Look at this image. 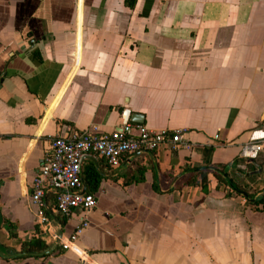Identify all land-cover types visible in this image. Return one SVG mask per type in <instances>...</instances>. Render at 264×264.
Returning a JSON list of instances; mask_svg holds the SVG:
<instances>
[{
    "label": "crops",
    "instance_id": "0c3cea01",
    "mask_svg": "<svg viewBox=\"0 0 264 264\" xmlns=\"http://www.w3.org/2000/svg\"><path fill=\"white\" fill-rule=\"evenodd\" d=\"M127 112L188 145L117 168L84 156L96 206L63 250L52 241L79 210L62 218L47 188L45 232L30 198L50 138L117 132ZM250 140L264 145V0H0V244L40 253L0 264H264V153L242 158ZM216 165L253 196L227 182L225 195L211 174L206 188L186 183Z\"/></svg>",
    "mask_w": 264,
    "mask_h": 264
},
{
    "label": "built area",
    "instance_id": "2783aa9c",
    "mask_svg": "<svg viewBox=\"0 0 264 264\" xmlns=\"http://www.w3.org/2000/svg\"><path fill=\"white\" fill-rule=\"evenodd\" d=\"M66 136L50 138V154L45 157L31 184V202L37 206V221L42 231L48 232L50 221L43 211V197L47 188L55 190V209L68 217L79 210V221L67 238H59L63 250L71 249L79 235L89 226L88 214L96 206V199L90 192L81 193L83 180L80 164L84 156L93 154L102 158L107 165L117 168L128 155L139 152L158 151L164 147L177 149L187 146L180 130H151L130 120L129 113H123L120 130L104 133L92 125L82 131L68 129ZM264 153V145L250 140L241 148L242 158H254ZM87 255L83 254L82 261Z\"/></svg>",
    "mask_w": 264,
    "mask_h": 264
},
{
    "label": "trees",
    "instance_id": "16d2710c",
    "mask_svg": "<svg viewBox=\"0 0 264 264\" xmlns=\"http://www.w3.org/2000/svg\"><path fill=\"white\" fill-rule=\"evenodd\" d=\"M132 4V2L130 3ZM218 170L220 171H224V169L226 168V165H216L215 166ZM142 167H139V169ZM143 169V168H142ZM86 175L85 177L82 178V180L85 182V184L88 187V192L92 193L91 191L94 190L97 185H98V177L97 174L95 173V171L92 170H88L85 172ZM212 175L215 178L218 179L219 183L222 185V187H225V195H236L229 187H227L226 181L224 179V177H222L221 175H219L217 172L214 171H208V170H204L202 172L199 173H190L187 177V184L188 185H197L200 184L203 188H206L207 186V176L208 175ZM226 176L229 177V179L231 180V182L234 184V186L237 188V190L239 191H245L248 194V197L251 198L253 196L252 193L246 191L240 184L239 182L235 179V175L233 172L228 171L226 172ZM255 206L258 205H262V207L264 208V195L260 196L259 198H257L256 202L254 203ZM58 215H61L60 213H58ZM65 216L62 215V218H64ZM64 222V219H62ZM24 249L27 251H40L43 249L42 244L40 243V241H36V242H31L29 244H25L24 245Z\"/></svg>",
    "mask_w": 264,
    "mask_h": 264
},
{
    "label": "water",
    "instance_id": "95a60500",
    "mask_svg": "<svg viewBox=\"0 0 264 264\" xmlns=\"http://www.w3.org/2000/svg\"><path fill=\"white\" fill-rule=\"evenodd\" d=\"M139 153H141V152H139ZM142 153H147L148 155H150L151 157H153L152 154H151V152H142ZM131 158H132V157H131ZM82 160H83V159H82ZM81 163H82V161H81ZM80 168H81V164H80ZM204 169H208V170H211V171L217 172L219 175H221L222 177H224L225 181L227 182V184L229 185V187H230L233 191H235V192H237V193H240V194H242L243 196H246V193L237 190V188H236V187L234 186V184L231 182V180L229 179V177L226 176V172L228 171V167H226V168L224 169V171H220V170L216 169L215 167H206V168H204ZM198 170H202V169L200 168V169H198ZM198 170H196V171H198ZM86 192H88V190H87L86 186L84 185V186H83V190L81 191V193H86ZM254 200H255V198L253 197L250 201L253 202ZM0 224H1V217H0ZM60 235H61V230L58 231V235H57V237H60ZM52 243H53L54 245H57V243H58V238H56L54 241H52ZM21 255H40V253L26 252V253H17V254H13L12 251H11L10 249H8V248H6V247H4V246H2V245L0 244V256H2V257H4V258H16V257H19V256H21Z\"/></svg>",
    "mask_w": 264,
    "mask_h": 264
}]
</instances>
